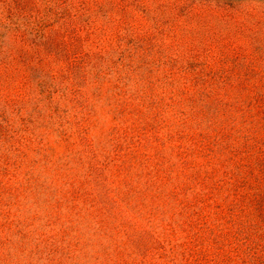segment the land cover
Masks as SVG:
<instances>
[{
	"label": "rangeland",
	"instance_id": "obj_1",
	"mask_svg": "<svg viewBox=\"0 0 264 264\" xmlns=\"http://www.w3.org/2000/svg\"><path fill=\"white\" fill-rule=\"evenodd\" d=\"M0 264H264V0H0Z\"/></svg>",
	"mask_w": 264,
	"mask_h": 264
}]
</instances>
